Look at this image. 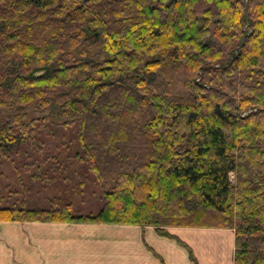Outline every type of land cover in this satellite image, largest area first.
Instances as JSON below:
<instances>
[{"label": "trees", "instance_id": "trees-1", "mask_svg": "<svg viewBox=\"0 0 264 264\" xmlns=\"http://www.w3.org/2000/svg\"><path fill=\"white\" fill-rule=\"evenodd\" d=\"M233 174V181L230 180ZM0 223L230 229L264 264V0H0Z\"/></svg>", "mask_w": 264, "mask_h": 264}, {"label": "crops", "instance_id": "crops-1", "mask_svg": "<svg viewBox=\"0 0 264 264\" xmlns=\"http://www.w3.org/2000/svg\"><path fill=\"white\" fill-rule=\"evenodd\" d=\"M197 264H233L230 229L167 228ZM0 264H193L186 248L154 228L0 223Z\"/></svg>", "mask_w": 264, "mask_h": 264}, {"label": "rangeland", "instance_id": "rangeland-1", "mask_svg": "<svg viewBox=\"0 0 264 264\" xmlns=\"http://www.w3.org/2000/svg\"><path fill=\"white\" fill-rule=\"evenodd\" d=\"M233 179H234L233 174H230V180L233 181Z\"/></svg>", "mask_w": 264, "mask_h": 264}]
</instances>
